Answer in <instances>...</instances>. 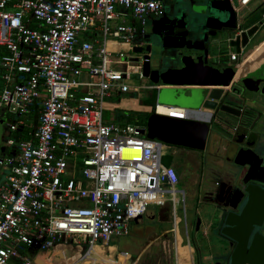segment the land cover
Masks as SVG:
<instances>
[{
	"label": "built area",
	"instance_id": "obj_1",
	"mask_svg": "<svg viewBox=\"0 0 264 264\" xmlns=\"http://www.w3.org/2000/svg\"><path fill=\"white\" fill-rule=\"evenodd\" d=\"M167 1L0 0V264H42L48 244L110 246L151 204L171 205L163 244L172 264L178 245L191 246L187 192L176 167L163 163L166 142L104 115L110 97L160 86L133 81L147 78L148 53L134 47L146 45ZM230 1L239 26L253 0ZM255 25L264 28V12ZM246 51L225 53L238 71L251 62ZM201 111L156 105L180 119Z\"/></svg>",
	"mask_w": 264,
	"mask_h": 264
},
{
	"label": "water",
	"instance_id": "obj_2",
	"mask_svg": "<svg viewBox=\"0 0 264 264\" xmlns=\"http://www.w3.org/2000/svg\"><path fill=\"white\" fill-rule=\"evenodd\" d=\"M211 9L226 12V20L213 13V15L205 16L203 37L188 40L187 45L189 46L184 47V49L182 43L172 44L167 41L168 46L178 45L182 49L177 50L176 55L173 53L168 56L171 59L177 56L180 61L168 66L163 71L162 68L167 64L168 58L159 68H152L150 51L153 44L151 43V35H160L157 30L158 24L162 22L169 24L173 18L165 14L153 20L152 34L147 33L145 36V39L149 41L146 47H134L135 52H148L144 55L143 73L150 81L155 83L165 82L166 84L200 85L202 87H199V89H206V96L203 99L204 109L201 111L203 117L198 116L189 119L170 117L156 112L157 103L155 105L148 104L152 107V110L148 113L146 128H142L140 131L142 134L147 133L151 138H157L170 144L203 148L206 145L213 120L222 111L243 122H238L239 126L234 131L231 129L234 127V120L222 119L229 128L231 127L228 135H231L234 140H242L248 136L250 118L246 117L245 112H243V103L240 101V98H242L241 90L235 86L237 82L241 81L235 79L236 74L239 72L237 70L239 60L231 62L227 56L224 60L221 57V52L212 54L210 39L212 36L217 35L219 31H226L225 40L229 49H234L237 53H240L241 47L247 49L252 37L258 33L259 26H243L241 22L238 26V14L230 0H212L205 8H201L202 11H211ZM263 12L264 8L262 9ZM238 30H242V32L236 35ZM182 38H184V35H182ZM263 69L264 67H256L249 70L245 76L242 75L244 88L250 90L255 81L264 82ZM161 91L158 94V100L163 97L162 94L167 89ZM175 93L176 100L188 97L199 99L202 96L201 94ZM200 109L192 110L198 111ZM242 150L240 149L237 153L234 163L240 166H249L243 177L244 189L235 188L228 182H222L220 189L217 191L220 199L226 193L229 198L226 206L230 208L226 214L221 233L231 238L236 244L226 264H264V236L259 231H254L256 226H261L264 222V188L252 182L257 179L264 182V179L257 178L252 174V161H250V158H243ZM242 203H244L243 209L238 213L235 209ZM197 224L200 225V220ZM134 260V257H132L129 262H134Z\"/></svg>",
	"mask_w": 264,
	"mask_h": 264
},
{
	"label": "rangeland",
	"instance_id": "obj_3",
	"mask_svg": "<svg viewBox=\"0 0 264 264\" xmlns=\"http://www.w3.org/2000/svg\"><path fill=\"white\" fill-rule=\"evenodd\" d=\"M184 0H171L167 1L166 9L170 10L173 4L176 5H183ZM212 0H195L197 8H205L206 5ZM237 4V1L235 2ZM211 13L218 16L219 18L226 20L227 15L226 12H221L218 10L211 9ZM251 12L247 10H243L239 13L240 22L243 26H247L249 23L254 21L258 18L259 12H255L252 15H249ZM151 24V23H150ZM151 25L148 26V31H150ZM226 31H219V33L215 36H212L210 39V50L212 54H217L218 51L226 50L229 51L228 44H226ZM264 39V28L258 32L255 36L252 37L251 43L247 47L246 56L251 57V51L255 50L257 46H259ZM167 60V57L161 51V47L154 45L153 52L151 57V65L153 69H157L161 66L163 62ZM133 69V67H132ZM264 70V69H263ZM133 81L136 83H144L146 84L149 82L148 78L139 79L138 74L133 75ZM153 79V78H152ZM241 90L240 101L247 105L248 111L250 110L252 114V118L250 119L249 126L253 127V131H256L257 134L264 137V82H257L255 81L252 84L250 90L244 88L243 82H237L235 84ZM183 89L176 90V91H165L162 94L161 99H157V97L153 95L155 94V90H142L138 95L143 102L155 105L157 102L165 105H173L177 107H185L189 109H200L203 107V99L206 96L205 89H199L197 87H182ZM182 90V91H181ZM162 91H159L161 93ZM185 93L186 95L190 94H201V98L194 99V97H188L184 99H169V93ZM166 94V95H165ZM176 98V97H175ZM123 102H137L136 100H123ZM125 105V104H123ZM253 106V108H252ZM4 124V123H3ZM0 131L3 130V126L0 125ZM146 128V127H145ZM144 137L150 138V136L146 133L142 135ZM214 135L211 133L209 134L208 138H213ZM224 137V134H218L217 140H221ZM179 147L175 144L166 143V147L164 149V157L163 163L165 165H174L175 161H177L180 153L177 152ZM205 150L204 155V168L205 173L203 176L195 179V174L191 169H196L197 166L192 168L193 162L189 160V156L186 155V160L182 161L183 168L179 172L180 174V185L179 188L185 189L187 192V217L189 222V238L190 241L194 246L201 248V251H196L195 254V264H197L199 259V254H203V249L206 248L205 246L209 245L202 234V230L197 232L195 230V222L198 217L202 218L203 221L207 224L215 223L218 224V211H216L209 201H207V194L208 192L211 193L215 189V182L223 181L222 174L224 172H220L219 165H216L214 162V157L211 156L210 152ZM226 166V161L224 163V167ZM214 167V168H213ZM213 168V169H212ZM215 169V170H214ZM195 171V170H194ZM220 172V173H219ZM201 174V173H200ZM6 176V171L0 165V180H3ZM182 176V178H181ZM221 176V177H220ZM180 198V196H179ZM156 205L151 204L148 207L147 213L143 216L142 220L139 222H133L130 229V234L121 237H114L110 241V246H104V249L101 250L105 252L108 256L123 262L124 264H172V260L168 257V252L162 243L161 237H155L156 239L149 240L148 239L153 236L154 234H158L163 232L165 229L170 228L172 223V208L170 204L164 205ZM182 205H179L178 214L184 218V211L182 209ZM171 221V222H170ZM148 241V243L144 246V244ZM210 241L212 246V253L215 255H222L224 254L223 247L220 246V239L217 237H213ZM187 244V242H186ZM117 247H116V246ZM145 247L144 251H141L142 247ZM179 246V245H178ZM64 251V257L66 258H78L76 262L80 263L81 260L85 257L90 249H88L84 245L79 244H71V243H60L57 249H61ZM143 247V248H144ZM181 247V248H180ZM120 250L118 251L117 250ZM57 249L53 248L52 253H57ZM191 249L192 246H179V260L180 264H191V261H186L188 257L191 256ZM61 250V251H62ZM143 250V249H142ZM136 256L135 262H129L131 255ZM50 252V251H49ZM141 253V255H139ZM183 256V257H182ZM194 260V261H195ZM76 264V263H75Z\"/></svg>",
	"mask_w": 264,
	"mask_h": 264
},
{
	"label": "flooded vegetation",
	"instance_id": "obj_4",
	"mask_svg": "<svg viewBox=\"0 0 264 264\" xmlns=\"http://www.w3.org/2000/svg\"><path fill=\"white\" fill-rule=\"evenodd\" d=\"M195 0H184L183 5H174L171 7L170 10H165V14L169 15L171 18H173L172 21H170L169 24H164V22L158 24L157 30L160 32V35H151V43L157 46L161 47V51L164 53V55L168 58L167 64L163 66L162 71L166 69L170 65H174L177 62L180 61V58L177 56H174V58H170L171 54L176 55V51L180 48L177 46H168V43L172 44H184V47L186 48L188 44V40H194L198 37H203V34L205 30H201L199 28V24L201 19H203L204 16L207 15H213L210 10L202 11L200 8L196 7ZM204 13V14H203ZM175 19V20H174ZM210 30V29H208ZM152 30L149 32L151 33ZM152 34V33H151ZM182 35H184V38H182ZM146 45L148 44V40L145 39ZM168 41V43H166ZM190 44V42H189ZM143 46L144 48L146 47ZM153 48L150 51V54L152 56ZM171 59V60H170ZM243 112H246L245 109H243ZM246 114V113H244ZM200 117H203L202 114H199ZM231 117V116H230ZM248 117V116H246ZM234 118V117H232ZM236 119V118H235ZM245 118L243 117V120ZM241 122L240 119L237 120V123ZM250 127V126H249ZM178 147H184L186 149H191L194 151V156L188 157L191 162L194 164L192 165L194 168L197 166L196 169H194L195 174H197L199 177L202 176V168H204V155L205 150L210 152L211 156L214 157L216 160H221L225 162L226 160V170L225 174H222L224 170L221 172V176L223 178L222 182H228V184H231L235 188L244 189L243 184V177L247 173L249 166H240L234 163V159L239 152L240 149L242 150V155L244 159L250 158V161H252V174H254L255 177L264 179V137L260 136L256 133V131H253V127H250V130L248 131V136L245 139L242 140H234L233 138L229 139H221L217 140V138H208L206 145L203 148H192V147H185L182 145H177ZM206 151V152H207ZM187 154L180 153V156L177 158L178 160L176 162L179 163V166L183 168L182 161L186 160L185 156ZM219 172V173H220ZM201 173V174H200ZM220 176V177H221ZM195 178H197L195 176ZM221 181L215 182V189L208 193L206 198L207 201L212 203L214 209L218 211V224L215 223H209V225L206 226L207 223L203 221L202 218L198 217L195 222V230L197 232H200L202 230V234L207 237V240H211L213 237H217L220 239V246L224 249V254L222 255H215L212 252L209 254L210 258L203 262L204 264H226L228 261V258L231 255L232 250L235 247L234 241L227 237L226 235L221 233V229L223 228V224L226 218L227 212L230 210L228 206H226V203L228 202L229 198L226 196V193L223 194L222 199L217 194V191L220 189ZM253 183L260 185L264 188V182H260L258 179L253 180ZM244 206V203L241 205H238L236 207V211L239 213L242 211ZM200 220V225L197 224V222ZM209 230H208V228ZM208 231H207V230ZM204 230L207 231V233H204ZM254 231H259L264 236V222L261 226H256ZM201 250V249H200ZM106 255L102 254L99 257H92L88 256L85 260L91 261L94 263H103V260ZM70 259V258H69ZM55 260V259H54ZM64 260H67L66 257H64ZM202 264V263H201Z\"/></svg>",
	"mask_w": 264,
	"mask_h": 264
},
{
	"label": "crops",
	"instance_id": "obj_5",
	"mask_svg": "<svg viewBox=\"0 0 264 264\" xmlns=\"http://www.w3.org/2000/svg\"><path fill=\"white\" fill-rule=\"evenodd\" d=\"M264 7L262 6V0H253L247 7H245L243 10H247V11H250L251 13L249 14V15H252V14H254L255 12H259V15L260 16H258V18L257 19H255L254 21H252L251 23H249L247 26L248 27H251V26H253V25H255V23L261 18V14H262V9H263ZM242 12V11H241ZM204 22H205V16L203 17V19H201V21H200V24L198 25L199 26V28L201 29V30H204ZM239 22H240V18H239ZM151 29H150V31L152 30V22H151ZM263 29V28H262ZM262 29H259V31L258 32H260ZM150 31H148V29H147V33H149ZM145 38V37H144ZM230 51H235L234 49H231ZM218 52H221L222 54H221V57H223V59L225 60L226 59V55H225V53H226V50H222V51H218ZM251 63V62H250ZM149 80V79H148ZM150 81V80H149ZM159 84H160V86L158 87V88H152V89H145V90H155L154 92H155V94L153 93V95H154V97L156 96V97H158V94H159V91H161V90H163V89H167V91H176V90H180V89H183L182 87H197V88H199V87H202V86H200V85H181V84H166L165 82H159ZM206 90V89H205ZM140 93H136V92H130V93H127V94H124V95H114V96H112V97H110L109 98V103H107V105H106V109L104 110V115H105V117L107 118V119H116L117 117H118V111H120V110H124V111H128V110H134V111H138V112H147V113H149V111H150V109H146V108H144V107H147V106H149L150 108H151V106L150 105H148L147 103H145V102H143L142 101V99H140L139 98V95ZM166 95V94H165ZM168 97H169V99H176V98H174L175 97V95H174V93H169V95H168ZM123 100H136L137 101V103H138V105L139 106H141V108H135V107H133V106H126V105H122V102H123ZM160 106H163V105H160ZM159 106V107H160ZM159 107H158V110H159ZM202 109H204L203 107H201ZM242 108L243 109H245L246 110V116H248V118H252V114H251V112H250V110L248 111V107H247V105H245V104H243L242 105ZM252 108H253V106H252ZM206 111V110H205ZM207 111H209V110H207ZM215 113H217V112H215ZM201 114V113H200ZM218 117L217 118H215L214 120H213V123H212V128H211V130H210V133H211V135L213 134L214 135V137L213 138H217V136H218V134H219V136H220V134H224V137L223 138H221V139H229V138H232V136L231 135H228V132L230 131V128H229V126L225 123V122H223L222 121V119L223 120H234L233 122H234V125L233 126H235L236 124H237V120H238V118H236L235 119V117L234 118H232V117H230V115H228V114H226L225 112H220V113H218ZM176 116H179V115H176ZM198 116H199V114H198ZM200 117V116H199ZM4 122L3 121H0V125H2L3 126V130L2 131H0V142H2L3 141V138H4V136L6 135V132H5V129H4V124H3ZM144 127H146V125H144ZM1 129V128H0ZM232 130H233V128H231ZM209 133V134H210ZM186 147V146H185ZM3 152H4V147H2V145L0 144V157H1V155L3 154ZM177 152H179V153H185V154H187L189 157H191V156H194V151H192L191 149H186V148H184V147H179L178 149H177ZM227 161V160H226ZM214 162H215V164L216 165H219V167H216V169L217 168H220L222 171L225 169L226 170V168H227V166H225L224 167V163L225 162H223V161H221V160H214ZM173 166H175L176 167V169L178 170V172H180L181 171V167L179 166V163L178 162H176L175 161V164L173 165ZM214 168V167H213ZM212 168V169H213ZM215 170V169H214ZM191 171H193V173L195 174V172H194V170L193 169H191ZM202 173L204 174L205 173V170H203V168H202ZM203 174H202V176H203ZM195 176L197 177V174H195ZM181 178H182V176H181ZM196 179V178H195ZM3 180H5V178L3 179ZM3 180H0V182H2ZM209 193V192H208ZM164 206H162V208H163ZM142 218L143 217H141L140 219H138V220H136V221H134V222H139V221H141L142 220ZM171 222V221H170ZM133 223V222H132ZM132 225V224H131ZM172 225V224H171ZM207 225H209V224H206V226ZM170 228H171V226H170ZM170 228H168V229H165L163 232H161V233H158V234H154L153 236H151L149 239H148V241L150 240H153V239H156L155 237H161L162 239V243H163V241L165 240V239H169L170 238V233H169V230H170ZM208 228V227H207ZM131 229V228H130ZM207 230V229H206ZM206 230H204V233H207V231L209 230V228H208V230L206 231ZM130 234V233H129ZM205 238H207L206 236H205ZM148 241L144 244V246L148 243ZM186 242H187V240H186ZM206 242L209 244V245H207V246H205L206 248H204L203 249V254L202 253H200V256L202 257V264H204L203 262H205L206 260H208L209 258H210V253L212 252V246H211V244H210V241L209 240H206ZM111 245V244H110ZM190 245L192 246V249H191V256L190 257H188L187 259H186V261H191V264H195V262H196V260H195V262H193V255H194V258H195V254H196V248L193 246V244H192V242L190 241ZM197 245V244H196ZM116 246V245H115ZM143 246V247H144ZM182 246H184V245H182ZM186 246V245H185ZM111 247V246H110ZM117 247V246H116ZM141 248V251L143 252L144 251V249H145V247L144 248ZM61 248V247H60ZM57 249V248H56ZM63 248H61V249H57V253H52V250H50V252L48 251V252H45V253H43L42 254V257H41V263L43 264H68L69 263V261L71 262L70 264H86L85 263V259L88 257V256H92V257H99L100 255H102V254H104V255H106L105 256V258H104V260H103V263L102 264H124L123 262H120V261H118V260H116V259H114V258H112V257H110V256H108L105 252H103V251H100V252H95V249L96 248H92L91 250H89L88 251V253L85 255V257L81 260V262L80 263H78V262H76L77 260H78V258H67V260H64V251L62 250ZM143 249V250H142ZM201 249V248H200ZM62 250V251H61ZM117 250H118V248H117ZM118 251H120V250H118ZM201 251V250H200ZM123 252H127V251H123ZM142 252H140V254L139 255H141V253ZM127 253H129V252H127ZM181 253H182V251H181ZM130 254V253H129ZM131 255V257H136V256H133L132 254H130ZM43 258V259H42ZM55 259V260H54Z\"/></svg>",
	"mask_w": 264,
	"mask_h": 264
},
{
	"label": "bare ground",
	"instance_id": "obj_6",
	"mask_svg": "<svg viewBox=\"0 0 264 264\" xmlns=\"http://www.w3.org/2000/svg\"><path fill=\"white\" fill-rule=\"evenodd\" d=\"M252 56L250 57V61H251V64L250 63H247L246 65H244L240 70L239 72L236 74L235 76V79H239V80H243V76L242 75H246L248 73L249 70L251 69H254L256 67H264V39L262 40L261 44L259 46L256 47L255 50H252L251 53H250ZM247 78V77H246ZM244 81V80H243ZM245 81H247L245 79ZM124 102H122V105H123ZM147 109H150L149 106L146 107ZM159 111L161 112H166V108H164L163 106H160L159 107ZM179 117V116H177ZM60 243H56V244H48L47 247L43 248L42 249V253H45V252H48L50 250H52L53 248H57L58 245ZM99 247H102V245H99V246H95L93 248H97L99 249ZM181 248V247H180ZM92 249V248H91ZM90 249V250H91ZM177 264H180V260H179V246H178V250H177ZM42 257V256H41ZM183 257V256H182ZM43 259V258H42ZM85 263L86 264H93L91 261H88V260H85ZM44 264V263H43ZM46 264V263H45ZM94 264H100V263H94ZM102 264V262H101Z\"/></svg>",
	"mask_w": 264,
	"mask_h": 264
},
{
	"label": "trees",
	"instance_id": "obj_7",
	"mask_svg": "<svg viewBox=\"0 0 264 264\" xmlns=\"http://www.w3.org/2000/svg\"><path fill=\"white\" fill-rule=\"evenodd\" d=\"M123 104H125L126 106H133L135 108H141V106L138 105L137 102H124ZM146 108V107H144ZM147 109V108H146ZM148 117L149 114L147 112H138V111H134V110H128V111H124V110H120L118 111V117L116 118L117 121L123 122V123H136L138 125H147L148 122ZM194 246V245H193ZM196 248V251L200 252L199 247L196 245L194 246ZM104 249V246L99 247V249H95V252H100L101 250ZM198 262L197 264H201L202 263V257L199 254V259H197ZM71 262L69 261L68 264H70Z\"/></svg>",
	"mask_w": 264,
	"mask_h": 264
}]
</instances>
